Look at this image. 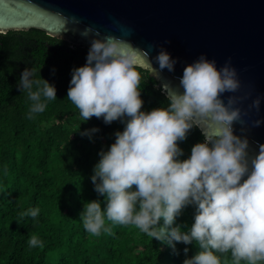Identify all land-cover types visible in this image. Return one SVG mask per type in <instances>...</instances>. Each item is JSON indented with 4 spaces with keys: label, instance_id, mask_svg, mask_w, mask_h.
Segmentation results:
<instances>
[{
    "label": "clouds",
    "instance_id": "obj_1",
    "mask_svg": "<svg viewBox=\"0 0 264 264\" xmlns=\"http://www.w3.org/2000/svg\"><path fill=\"white\" fill-rule=\"evenodd\" d=\"M81 35L91 36L90 46L85 64L72 70L67 98L82 122L95 117L105 124L117 120L124 124L108 150L100 151L93 168L91 182L104 197V209L99 199L84 203L80 219L86 232L111 233L106 217L114 224L135 226L173 251L176 243L195 242L199 251L184 264H221L216 253L229 252L232 264L264 262V144L250 155L248 137L237 135L234 128L240 124L241 132L245 130L236 107L243 97L229 96L226 103L222 98L240 89L236 69L230 62L218 69L215 60L202 54L183 67L178 84L161 85L167 107L144 111L137 69L159 77L165 70L175 72L178 60L164 48L153 58L149 50L115 35L101 37L91 27ZM35 72L25 68L17 84L32 102L29 119L57 98L55 86L34 79ZM250 107L258 112L260 99ZM261 123L256 120L253 126ZM193 128L201 131L203 142L192 146L188 158L180 159L184 153L179 144ZM98 131L92 128L81 135L91 139ZM189 205L195 207L194 222L182 231L186 225L176 220ZM38 214V208L29 209L21 217ZM28 243L44 246L34 235ZM184 251L187 254L188 249Z\"/></svg>",
    "mask_w": 264,
    "mask_h": 264
},
{
    "label": "trees",
    "instance_id": "obj_2",
    "mask_svg": "<svg viewBox=\"0 0 264 264\" xmlns=\"http://www.w3.org/2000/svg\"><path fill=\"white\" fill-rule=\"evenodd\" d=\"M88 49L37 28L0 33V264H184L199 251L195 242L176 243L173 251L135 226L114 224L106 217L111 233L102 230L93 236L83 227L85 202L99 199L104 209V197L91 182L99 153L107 151L115 133L124 128L119 120L105 124L93 117L82 122L67 98L72 70L85 64ZM25 68H35L33 78L47 80L57 94L32 119V102L17 88ZM137 71L142 110L167 107L160 81L150 71ZM92 128L99 131L91 139L81 135ZM198 142L203 136L193 128L179 144L184 153L180 159L188 158ZM35 208L37 217H21ZM194 212L189 205L177 218V224L186 225L182 231L194 222ZM33 235L43 248L29 246ZM216 255L221 264H232L230 252Z\"/></svg>",
    "mask_w": 264,
    "mask_h": 264
},
{
    "label": "water",
    "instance_id": "obj_3",
    "mask_svg": "<svg viewBox=\"0 0 264 264\" xmlns=\"http://www.w3.org/2000/svg\"><path fill=\"white\" fill-rule=\"evenodd\" d=\"M86 27L127 39L153 58L166 49L178 63L172 73L150 72L161 85L178 84L183 67L202 54L218 69L230 62L241 86L222 98L243 97L236 107L245 121L244 132L236 124L235 133L248 137L250 155L264 144V0H0V33L37 28L89 48ZM256 98L258 112L250 107Z\"/></svg>",
    "mask_w": 264,
    "mask_h": 264
}]
</instances>
